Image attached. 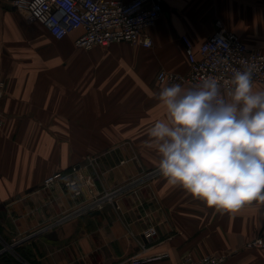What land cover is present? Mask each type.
Segmentation results:
<instances>
[{"label": "crops", "instance_id": "1", "mask_svg": "<svg viewBox=\"0 0 264 264\" xmlns=\"http://www.w3.org/2000/svg\"><path fill=\"white\" fill-rule=\"evenodd\" d=\"M163 2L148 29L152 46L84 49L75 44L82 29L57 39L13 0H0V245H8L0 250L23 264H135L151 257L138 264H179L206 254H225L223 264H264V248L246 246L264 225L262 201L221 214L162 176L97 214L60 219L80 198L61 184H42L56 171L72 173L83 197H91L159 164L156 148L146 146L149 129L168 119L157 99L166 84L157 73L188 72L183 35L198 45L220 20L264 52V0ZM150 227L156 232L146 235Z\"/></svg>", "mask_w": 264, "mask_h": 264}, {"label": "clouds", "instance_id": "2", "mask_svg": "<svg viewBox=\"0 0 264 264\" xmlns=\"http://www.w3.org/2000/svg\"><path fill=\"white\" fill-rule=\"evenodd\" d=\"M252 78L246 66L223 81L165 85L157 99L168 119L148 131L160 174L221 214L264 202V90Z\"/></svg>", "mask_w": 264, "mask_h": 264}, {"label": "built area", "instance_id": "3", "mask_svg": "<svg viewBox=\"0 0 264 264\" xmlns=\"http://www.w3.org/2000/svg\"><path fill=\"white\" fill-rule=\"evenodd\" d=\"M13 4L25 13L29 20L44 25L57 39L82 29L75 44L84 49L96 45L105 47L115 42L150 47L153 45V39L148 29L157 22L165 9L163 0H13ZM216 23V31L198 45L188 36H182L189 70L187 73H181L162 68L157 73V81L160 84L183 83L191 86L208 76H215L223 81L231 78L235 70H243L246 66L253 68V87L256 84H264V52L250 48L238 34L227 30L220 20ZM2 96L3 90L0 86V98ZM3 123L0 112V127ZM158 173L159 167L148 174L155 176ZM42 184L45 188L61 184L78 198L84 194L83 185L72 173L56 171L44 178ZM110 195L111 193L107 192L94 196L89 201L81 200L76 208L65 213L60 219H69L75 215L102 209ZM155 232V228L150 227L146 235ZM246 246L264 248V225ZM2 252L3 250H0V254ZM151 258H135L133 262L138 264ZM226 258L225 254H206L199 258L184 256L179 264H223Z\"/></svg>", "mask_w": 264, "mask_h": 264}, {"label": "rangeland", "instance_id": "4", "mask_svg": "<svg viewBox=\"0 0 264 264\" xmlns=\"http://www.w3.org/2000/svg\"><path fill=\"white\" fill-rule=\"evenodd\" d=\"M168 85V84H166ZM155 168H158L157 166L151 167L150 169L146 171H142L140 174L137 176L131 177L129 180L116 185L112 188H105L104 191H102L100 194L94 195V196H101L106 194L107 192L111 193L110 198L107 199L104 205L107 203H112L115 204L117 203L119 198H122L127 195H136L138 192V189L144 185L151 184L155 180H158L159 178L162 177L160 173L156 174L155 176L148 174L150 171L154 170ZM80 197V200L82 201H89L92 197ZM80 203V202H79ZM67 213V212H66ZM0 246L3 247V245L6 246L5 242H2Z\"/></svg>", "mask_w": 264, "mask_h": 264}, {"label": "trees", "instance_id": "5", "mask_svg": "<svg viewBox=\"0 0 264 264\" xmlns=\"http://www.w3.org/2000/svg\"><path fill=\"white\" fill-rule=\"evenodd\" d=\"M0 264H23L20 260H18L12 254L6 252H2L0 254Z\"/></svg>", "mask_w": 264, "mask_h": 264}, {"label": "water", "instance_id": "6", "mask_svg": "<svg viewBox=\"0 0 264 264\" xmlns=\"http://www.w3.org/2000/svg\"><path fill=\"white\" fill-rule=\"evenodd\" d=\"M99 212H100L99 210H95V212H93V213H94V214H97V213H99ZM7 247H8V245L5 246V248H3V250L7 249Z\"/></svg>", "mask_w": 264, "mask_h": 264}]
</instances>
